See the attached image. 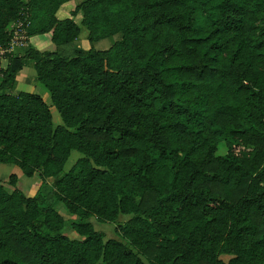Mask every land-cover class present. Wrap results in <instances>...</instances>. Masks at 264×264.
I'll use <instances>...</instances> for the list:
<instances>
[{
  "label": "trees",
  "instance_id": "obj_1",
  "mask_svg": "<svg viewBox=\"0 0 264 264\" xmlns=\"http://www.w3.org/2000/svg\"><path fill=\"white\" fill-rule=\"evenodd\" d=\"M65 1L0 0V161L51 177L76 216L0 181V264H264V0H81L58 18ZM78 12L91 46L69 49ZM45 32L55 49L30 43ZM26 58L61 123L10 91ZM120 213L126 242L88 219Z\"/></svg>",
  "mask_w": 264,
  "mask_h": 264
},
{
  "label": "rangeland",
  "instance_id": "obj_2",
  "mask_svg": "<svg viewBox=\"0 0 264 264\" xmlns=\"http://www.w3.org/2000/svg\"><path fill=\"white\" fill-rule=\"evenodd\" d=\"M76 1V0H75ZM78 2L81 0H77ZM71 5V3H67L64 5V7H59L60 10H63L65 6ZM58 8V9H59ZM72 12V11H71ZM58 17H64L61 16V11L58 14ZM74 19L81 25L80 33L78 34V37L74 39L73 42L65 44L67 48L71 49L72 46H79L83 48H88L91 46V43L89 42L87 38L88 29L85 25L81 24L80 18L81 15L78 13L75 14ZM17 22H11L8 25V28L12 30L13 35H15V31L18 29ZM120 36V33H116L113 35H110L108 37L101 38L97 41H94L92 45L95 48H106L108 47L117 37ZM30 43L38 48V49H55L56 45L51 40L50 32H46L44 34L40 35H34L30 38ZM12 46H14V50L16 52L21 51V42L20 39L16 36L13 38ZM71 53V50H70ZM6 59V58H3ZM5 61H1V65L4 66ZM21 89L26 90H32L35 92H38L42 95L43 99L49 104L50 110L52 113V120L54 124L61 123V117L59 112L57 111L56 107L53 105L50 95L46 87L37 80L36 78V71L33 67V60L30 58L25 59V63L21 71H19V76L17 79V84L12 89V92H16ZM226 145L223 141H220L218 144V153H223L226 151ZM81 156V153L77 151L76 149H72L70 156L68 157L63 171L68 170L71 168V166L74 164L77 157ZM16 173V181L15 185H11L9 183V175L10 173ZM0 181L5 185V187L8 190H12L15 187L22 190L26 195H35L39 198V200L44 204H52L55 209L66 219V220H72L76 216L75 214L69 213L65 205L61 200L57 198V195L55 193V187L53 186V179L51 177H43L38 172H36L33 176H26L22 173L21 169L14 163L9 162H1L0 161ZM129 217V214H122L120 213L116 220L114 221H103L99 220L95 215H89L88 219L93 223L94 227L101 231L103 233L104 240L108 238H116L121 241L126 242V239L121 235L119 232V227L125 222V220ZM63 232L66 233L69 237L73 239L81 238V236L71 227L70 223L67 222L63 228ZM143 261L145 264H152L145 256L141 255ZM220 258L227 260L229 258V255L227 254H221Z\"/></svg>",
  "mask_w": 264,
  "mask_h": 264
},
{
  "label": "crops",
  "instance_id": "obj_3",
  "mask_svg": "<svg viewBox=\"0 0 264 264\" xmlns=\"http://www.w3.org/2000/svg\"><path fill=\"white\" fill-rule=\"evenodd\" d=\"M80 2V1H79ZM77 0L75 1V0H67V1H65V2H63L59 7L61 8V7H64V5L65 4H67V3H71V5H68V6H65V8L63 9V10H60V8L59 9H57L56 10V16L58 17V14H59V12L61 11V16H64V17H66V16H71V11L74 9V7H75V5L77 4V3H79ZM78 14L79 15H81V13L80 12H78ZM58 18H60V17H58ZM61 18H63V17H61ZM14 23V22H13ZM80 25V24H79ZM81 26V25H80ZM46 33V32H45ZM41 34H44V33H41ZM34 35H40V34H34ZM34 35H31V36H29V41H30V38L32 37V36H34ZM50 37H51V33H50ZM118 38V37H117ZM50 49V48H49ZM12 50L14 51V52H16L15 50H14V46H12ZM41 50H43V49H41ZM3 61H5L4 62V64L3 65H5L6 64V62H7V59H3ZM23 68V67H22ZM21 68V69H22ZM21 69L19 70V71H21ZM19 71L17 72V74H16V82H15V85L17 84V79H18V76H19ZM14 85V86H15ZM14 88V87H13ZM13 88H11L10 89V91H12V89ZM21 90H26V89H21ZM27 91H32V90H27ZM17 92V91H16ZM35 92V91H34ZM38 93V92H37ZM40 94V93H39ZM50 95V94H49Z\"/></svg>",
  "mask_w": 264,
  "mask_h": 264
},
{
  "label": "built area",
  "instance_id": "obj_4",
  "mask_svg": "<svg viewBox=\"0 0 264 264\" xmlns=\"http://www.w3.org/2000/svg\"><path fill=\"white\" fill-rule=\"evenodd\" d=\"M18 23H19L18 24V29L15 31V35L12 36V41H13V38L17 36L20 39V42H21V38H23L25 35L20 33V31H21L19 29L20 22H18ZM12 41H11V49H12ZM21 44H22V42H21ZM5 51H6V48H4L3 46L0 45V66H2L1 65V61L3 60V58H5L4 55H3Z\"/></svg>",
  "mask_w": 264,
  "mask_h": 264
}]
</instances>
